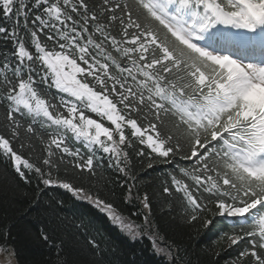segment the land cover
Instances as JSON below:
<instances>
[{"label":"snow or ice","instance_id":"1","mask_svg":"<svg viewBox=\"0 0 264 264\" xmlns=\"http://www.w3.org/2000/svg\"><path fill=\"white\" fill-rule=\"evenodd\" d=\"M229 29L264 39V0H0V39L13 46L0 64V156L18 182H37L36 195L39 185L64 189L133 239L140 226L61 168L95 187L104 180L97 152L133 181L127 149L139 146L147 169L178 157L189 164L162 194H180L183 222L242 247L231 264H264V60L234 55L252 37ZM16 141L33 152L38 141L40 154L25 156ZM134 187L120 185L124 202L150 213L149 194ZM76 235L102 255L87 229ZM41 238L52 243L43 229ZM149 238L173 260L172 246Z\"/></svg>","mask_w":264,"mask_h":264},{"label":"trees","instance_id":"2","mask_svg":"<svg viewBox=\"0 0 264 264\" xmlns=\"http://www.w3.org/2000/svg\"><path fill=\"white\" fill-rule=\"evenodd\" d=\"M12 47L10 42L0 39V64L4 62V54L10 52ZM9 62L11 63V57ZM52 92L55 93V89ZM4 118L5 106L0 104V125ZM3 132V127H0V133ZM25 144L27 145V141ZM77 146L81 147V151L84 149L81 145ZM34 147V152L28 147L21 150L20 141L14 142L17 151H23L25 156H30L33 160L40 154L42 146L34 141ZM137 151L139 146L128 149L134 165L132 173L138 177L136 181L123 178L114 169L108 168L106 162H103L100 169L104 180L95 187L78 178L71 166L66 172L62 167L60 176L77 185L85 184L93 192L99 188V195L112 202L116 209L128 206L133 209L130 214L137 213L136 218H140L144 215L142 205L136 200L125 205L120 188L121 184H135L134 193L139 191L143 195L147 192L151 198V212L147 215L153 234L156 235V242L161 240L163 246L170 245L173 250L185 254L187 264H231L238 257L237 250L232 247L225 249L226 243L217 241L216 232H205L186 225L181 218L183 209L179 195L162 194L163 186L170 185V174L178 172L179 167L188 166L189 162L181 163L177 157L170 165L156 164L152 169H147V160L141 161L136 155ZM37 188L35 180L31 184L18 182L10 163L0 156V246L8 249H0V255L6 253L7 258L14 256L18 264H57L60 259L66 260L67 264H92L93 261H101L102 264L170 263L155 255L150 244L141 238L129 243L109 225L106 216L99 210L75 199L66 190L39 185L43 191L36 195ZM81 221L84 228L77 229L75 225H79ZM42 229L48 232L52 243L41 238ZM84 229L100 241L102 255H93L84 239L77 238L76 234ZM61 241L64 242L63 247L58 251L57 245Z\"/></svg>","mask_w":264,"mask_h":264},{"label":"rangeland","instance_id":"3","mask_svg":"<svg viewBox=\"0 0 264 264\" xmlns=\"http://www.w3.org/2000/svg\"><path fill=\"white\" fill-rule=\"evenodd\" d=\"M226 31H230L231 32V29H229V30H226ZM232 31H234V32H237V31H240V32H242V34H246V32H244L243 30H236V29H232ZM115 227H117V228H119L120 229V227L118 226V225H116V224H114L112 221H110ZM0 264H14V261L12 262V261H10L9 260V258H0Z\"/></svg>","mask_w":264,"mask_h":264}]
</instances>
